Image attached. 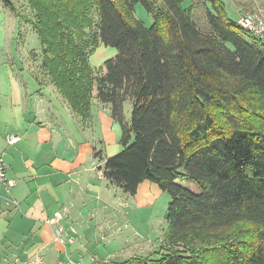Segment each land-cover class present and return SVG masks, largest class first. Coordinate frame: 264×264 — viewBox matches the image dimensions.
I'll list each match as a JSON object with an SVG mask.
<instances>
[{"label": "trees", "instance_id": "obj_1", "mask_svg": "<svg viewBox=\"0 0 264 264\" xmlns=\"http://www.w3.org/2000/svg\"><path fill=\"white\" fill-rule=\"evenodd\" d=\"M27 1L41 65L69 107L85 117L94 97L121 125L104 178L128 195L147 180L170 196L166 252L152 264H264V40L222 0H199L206 31L183 0ZM100 45L116 54L94 75L88 56ZM235 225L239 238L219 234Z\"/></svg>", "mask_w": 264, "mask_h": 264}, {"label": "crops", "instance_id": "obj_2", "mask_svg": "<svg viewBox=\"0 0 264 264\" xmlns=\"http://www.w3.org/2000/svg\"><path fill=\"white\" fill-rule=\"evenodd\" d=\"M191 4L192 18L196 6L209 8L183 0L184 7ZM3 71L0 156L15 185L9 192L0 187V264H22L34 254L43 264H106L102 253L120 240L119 223L154 204L155 185L144 180L128 195L108 182L102 174L107 156L93 144L101 140L87 134L86 116L75 113L53 84L22 69ZM57 211L61 219L48 222ZM57 227L63 242L54 239Z\"/></svg>", "mask_w": 264, "mask_h": 264}, {"label": "rangeland", "instance_id": "obj_3", "mask_svg": "<svg viewBox=\"0 0 264 264\" xmlns=\"http://www.w3.org/2000/svg\"><path fill=\"white\" fill-rule=\"evenodd\" d=\"M9 1L11 4L13 3L14 11H11L8 6H4V0H0V72H4L3 70L7 68L22 69L37 81H41L43 85L53 84L41 65V44L32 28L31 23L34 20V14L28 1ZM222 1L231 20H238L235 12L240 14L243 12L255 13L264 20V0ZM134 16L147 27L152 23L150 15L145 12L140 4L134 5ZM193 19L199 29L204 30L206 28L205 9L203 7H195ZM85 31L88 32L87 36L90 37L95 30ZM115 54L116 50L113 47L102 45L94 47L88 56L94 75H99L101 72H98L97 69L106 59L113 57ZM56 90L58 91L57 88ZM93 91L95 96V90ZM63 100L68 105L64 98ZM131 109V102L126 100L123 103L122 110V119L125 124L129 123ZM85 121V124L88 125L87 134L92 136V139L95 138V141L101 140L99 143H93L99 149L98 153L100 155L114 156L123 149L121 142L122 128L120 123L111 117L108 104H103L91 97L90 108ZM177 182L195 193L200 191L196 183L188 179H179ZM155 187L158 194L155 195L154 204L138 211V214L133 212L129 223L125 222V219L119 223L121 229L118 232V234H121L120 240H116V244H111V247L108 246L106 251L102 253V257L106 258V264H152L166 252L164 236L168 224L165 221V215L170 196L167 192L160 191L156 185ZM59 213L61 215V212ZM124 224L127 226L123 227ZM238 228L239 225L225 228L219 231V234L228 238L234 236L239 238L242 233L237 232ZM107 254L111 255L106 257ZM35 256L36 254L30 256L22 264H26L28 260Z\"/></svg>", "mask_w": 264, "mask_h": 264}, {"label": "built area", "instance_id": "obj_4", "mask_svg": "<svg viewBox=\"0 0 264 264\" xmlns=\"http://www.w3.org/2000/svg\"><path fill=\"white\" fill-rule=\"evenodd\" d=\"M238 24L248 32L254 34L259 39L264 40V20L255 13L243 12L240 14L238 20ZM16 140L14 136H7V142L13 143ZM6 163L3 158L0 156V187L4 188L6 192H9L10 189L15 185V179L8 177L6 173ZM61 218L59 212H56L54 216L49 219L48 222H56ZM54 239L59 242H63V229L62 227H57L55 230ZM26 264H43L42 257L36 255L32 259L28 260ZM55 264H74V262L70 259H65L61 261H57ZM92 264H97L95 259Z\"/></svg>", "mask_w": 264, "mask_h": 264}]
</instances>
